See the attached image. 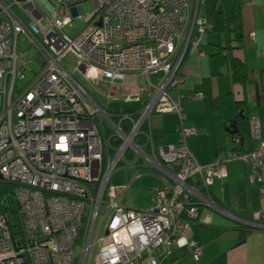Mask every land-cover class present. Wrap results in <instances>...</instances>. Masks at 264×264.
Masks as SVG:
<instances>
[{
  "label": "built area",
  "instance_id": "2783aa9c",
  "mask_svg": "<svg viewBox=\"0 0 264 264\" xmlns=\"http://www.w3.org/2000/svg\"><path fill=\"white\" fill-rule=\"evenodd\" d=\"M85 2L93 4L92 13H86ZM199 4L200 0H0V181L15 186L24 232L15 238L0 214V264H162L185 248L199 258L201 248L192 229L199 216L197 205L218 208L206 194L216 179L227 177V163L234 157L221 155L212 163H198L186 144L194 134L189 129L167 146L156 147L149 135L150 154L140 146L141 129L154 114L182 113L180 102L169 92L185 83L180 71L184 55L189 46L192 53L198 49L208 29L207 20L198 17ZM72 23L79 29L75 38L65 33ZM22 35L43 66L24 87L20 81L31 61L21 49ZM69 51L81 58L76 71L93 89L103 79L112 87L128 74L146 77L154 93L137 119L101 107L62 66ZM157 74L162 77L154 85L149 77ZM142 94L135 88L126 96L106 97L112 102L134 101ZM250 136L254 148L242 158L252 168V182L259 185L260 206L254 220L245 223L264 230V139L259 119L251 120ZM140 155L150 161L153 157L165 175L154 205L137 211L124 208L119 198L112 200L94 244L112 175L121 167H137Z\"/></svg>",
  "mask_w": 264,
  "mask_h": 264
},
{
  "label": "crops",
  "instance_id": "0c3cea01",
  "mask_svg": "<svg viewBox=\"0 0 264 264\" xmlns=\"http://www.w3.org/2000/svg\"><path fill=\"white\" fill-rule=\"evenodd\" d=\"M254 1V5L248 6L244 4L243 9L247 47L244 55L247 63H249L250 58L261 57L264 59V0ZM184 75L186 79L185 84L179 90L169 93L175 102H180L185 117H179L176 113L156 114L153 116L151 124L153 135L157 141L156 145L167 146L177 143L182 138L181 124L183 123L185 128L194 131L193 135L186 138V144L198 163H212L220 155L228 156L232 154L234 157L227 163V177L216 179L213 186H215L217 180L232 179L227 186V190H229L228 196L225 194L227 191L225 190V184H221L223 195L218 196L215 193L217 190L212 191L210 189L208 191V196L210 199L212 197V202L222 206L227 212L220 208L203 207L199 212L198 218L192 224L194 239L201 248L199 258L195 260L190 252L185 255L183 251L180 253H177V251L176 255L169 257L162 264H183V261H187V259L192 264H264V230L254 229L245 223L249 222V220L244 219V216L253 219L254 213L258 210L260 206V188L259 185L258 188L256 187L255 184L257 182H252L251 166L242 158L246 153L242 157H238L236 153L227 152L221 146L224 131L216 113V74L213 64L208 59L207 50H202V52L190 58ZM149 79L153 84L152 78L149 77ZM123 82L116 83L112 87L109 84V91L113 88L118 90L127 89L129 94L130 90L128 87L123 86ZM147 85L148 79L146 78ZM135 88L140 90L142 87L137 86ZM145 88L148 89V87ZM109 91L104 93L105 97L111 94ZM195 95H199L201 98L194 99ZM208 115H215V119L217 117L214 129H209L206 126L203 127L205 123L201 118H206ZM211 132L216 142L214 143V147L211 148L209 156H203L202 139L204 135H209ZM150 153L151 150L147 151V154ZM145 158V156L140 155V164L136 167L142 169L140 170V175L133 180L131 179L126 186L120 189L114 198H119L120 202L123 194L125 195L128 189L136 186V180L140 178V192L145 195V198L140 202V210L137 211H146L152 208L157 194L162 187V182L165 179L162 171L155 167L153 157L150 156L151 161ZM237 159L245 161L250 166L249 183L245 181L238 182L239 178L236 176V170L231 168V163ZM148 164L153 166L154 170L149 169ZM168 168L170 170L173 169L171 166H168ZM222 191H219L220 194ZM121 205L128 208L124 203ZM236 214L241 217H239L240 219H243L239 220L234 216Z\"/></svg>",
  "mask_w": 264,
  "mask_h": 264
},
{
  "label": "trees",
  "instance_id": "16d2710c",
  "mask_svg": "<svg viewBox=\"0 0 264 264\" xmlns=\"http://www.w3.org/2000/svg\"><path fill=\"white\" fill-rule=\"evenodd\" d=\"M247 1L248 0H200V4L198 6V17L207 20L208 29L205 32L202 43L196 51L192 53V46L188 47L180 68L181 74L185 77L184 71L188 61L192 56L202 52L201 46L203 44L206 45L208 59L213 64L216 74V113L222 125L224 137L232 138L234 141H238L239 139L241 140V143L243 141L244 135H250L251 122L250 118L248 117L250 70L244 55L247 47L243 9L244 4H246ZM192 3L194 6V1H192ZM202 6L206 14L205 17L200 16ZM225 70L230 75L232 84L241 88L243 95L241 100H236L233 92H230L226 89ZM147 87L149 90L147 88H141L140 91H143V94L140 95L139 99L134 100L135 102H139V109L117 113L130 115L134 119H137L136 114L139 110L142 111V109L146 107L154 93L153 88L148 85ZM196 96L197 95L194 96V99H198ZM167 113H176L179 117H185L183 108L181 115L176 111L163 112L159 115ZM152 117L150 121L144 124L140 133V146L144 147L146 152L150 151V146L147 145V139L149 135L151 137L153 136V143L156 147H158V145H156L157 141L152 132ZM232 124L235 125L236 129L238 130L237 135L232 133V131L235 130V127H230ZM181 125V131L187 129L183 126V123ZM127 127L129 128V124H127ZM254 145L255 143L253 141L250 150L254 148ZM234 151H238V148L236 147ZM173 168L176 170L177 167L173 166ZM197 207L198 212L203 209V206L201 205H197ZM0 214L6 217L13 236L15 238L23 237V223L19 204L15 194V186L2 181H0ZM234 216L240 217L238 214ZM244 219L249 221L254 220L247 216H244ZM241 230L244 231L243 229ZM177 251H175V253H180L183 251V254L185 255L190 252L187 248ZM175 253L171 257L177 254Z\"/></svg>",
  "mask_w": 264,
  "mask_h": 264
},
{
  "label": "rangeland",
  "instance_id": "374dc122",
  "mask_svg": "<svg viewBox=\"0 0 264 264\" xmlns=\"http://www.w3.org/2000/svg\"><path fill=\"white\" fill-rule=\"evenodd\" d=\"M84 7L87 14H90L94 11V7L91 2H85ZM67 13L68 15L72 16V12L70 11V9L67 10ZM21 15L22 17H24L23 14ZM200 16H204V17L206 16L203 6L200 11ZM65 33L71 38H75L79 33V29L75 24L72 23L69 27L65 29ZM37 36L40 38V40H42L40 34H37ZM20 45H21V49L27 51V58L31 61L30 69L24 72L23 78L20 81V87H24L29 82H31L34 76L43 69V66H41V64L36 60L38 56L37 50L34 47H32L31 42L24 35L21 36ZM201 49L204 51L207 50L206 45L203 44L201 46ZM61 64L68 72L74 75L75 79L88 91L89 95L104 109L110 112H122V111L137 110L140 108L139 102L129 101V99H126V101L122 100L119 102H112L106 99L104 93H107L110 88L109 81L106 79H103V82L99 88L97 89L91 88L88 85V83L84 81L82 74L76 71V69L81 64V58L74 52L69 51L66 54H64L61 60ZM248 66L250 70L249 93H248V117L250 118V120L259 119L261 131H262V137L264 139V59H262L261 57L250 58ZM225 75H226L225 77H226L227 90L233 92L236 100H241L243 98L241 88L237 85L232 84L230 75L226 72V70H225ZM161 77L162 75H158V74L151 75L153 84L158 85ZM123 84H124L123 86L128 87L130 91L131 90L135 91L134 88L137 86L138 87L140 86L142 88L147 87L146 78L140 74L139 75L128 74L125 77ZM257 89L260 95L256 94ZM109 92H111L112 95H126L128 94L129 91L127 89L118 90L113 88ZM82 99L84 100V103L88 104L91 110L94 111V108L86 101V99L83 97ZM153 116H155V114ZM216 119H215V115L212 116L208 115V117L206 118H201V120L205 123L203 127L206 126L209 127V129H214L213 128L214 124L217 123ZM212 134L213 133L211 132L209 133V135L203 136L202 139L203 156H209L211 148L214 147V143L216 141L214 135ZM242 143L241 140L239 139L238 141H234L232 138L225 139L222 136L221 146L223 149H226L227 152H233L236 154L238 152L237 156L242 157L246 152L250 150V147L252 146L253 143V139L251 138L250 135H244ZM236 147L238 148V151L235 152L234 149ZM128 161L130 160L128 159ZM147 166L150 167L149 169H153V166H151L150 164H148ZM231 168H234L236 170L237 173L236 176L239 178L238 182L245 181L249 183L250 173L252 168L250 170V166L245 161L243 162L242 160L237 159L235 160V162L231 163ZM140 170L142 169L136 167L134 168L121 167L117 169L115 173L112 175L107 189L106 199L104 201L105 205L102 206L101 215L97 221V225L95 228V232L93 236L94 244L97 242L98 236L100 234L103 221L106 216L107 205L117 196L120 189L126 186L131 179L133 180L135 177L140 175ZM241 172L245 176H243ZM231 179L232 178H230L229 180H217L215 186L211 187L210 189L212 191L217 190L215 191V193L218 196L223 195L221 184H225V190H227L228 189L227 186L230 183L229 181ZM136 182H137L136 186H133V188L128 189V191L125 192V195L123 194L120 202L121 204L124 203V205L130 209L140 210V202L145 198V195L142 192H140V178L136 180ZM255 185L258 188V184L256 183ZM219 191H222V193L220 194ZM225 194L226 196H228L229 190H227ZM206 195L208 196V194ZM205 208H212V207L206 206ZM183 262H184L183 264H192V262L189 261V259Z\"/></svg>",
  "mask_w": 264,
  "mask_h": 264
},
{
  "label": "water",
  "instance_id": "95a60500",
  "mask_svg": "<svg viewBox=\"0 0 264 264\" xmlns=\"http://www.w3.org/2000/svg\"><path fill=\"white\" fill-rule=\"evenodd\" d=\"M256 94H257V95H260L258 89L256 90ZM230 127H231V128H232V127H235V130L232 131V133L235 134V135H237V134H238V130L236 129V126L232 124V125H230ZM229 131H230V130H229ZM215 204H216V206H217L218 208H220L221 210L226 211V209L223 208L222 206L218 205L217 203H215ZM226 212H227V211H226ZM237 218H238L239 220H242V219H240L239 217H237Z\"/></svg>",
  "mask_w": 264,
  "mask_h": 264
}]
</instances>
